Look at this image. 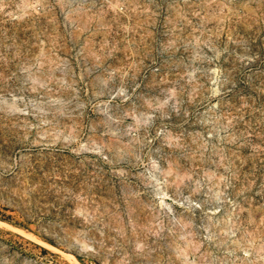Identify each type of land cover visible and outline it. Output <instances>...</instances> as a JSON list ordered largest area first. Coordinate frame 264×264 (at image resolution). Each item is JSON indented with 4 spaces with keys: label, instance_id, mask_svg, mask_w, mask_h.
Returning a JSON list of instances; mask_svg holds the SVG:
<instances>
[{
    "label": "rangeland",
    "instance_id": "374dc122",
    "mask_svg": "<svg viewBox=\"0 0 264 264\" xmlns=\"http://www.w3.org/2000/svg\"><path fill=\"white\" fill-rule=\"evenodd\" d=\"M0 264H264V0H0Z\"/></svg>",
    "mask_w": 264,
    "mask_h": 264
}]
</instances>
